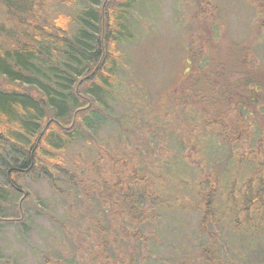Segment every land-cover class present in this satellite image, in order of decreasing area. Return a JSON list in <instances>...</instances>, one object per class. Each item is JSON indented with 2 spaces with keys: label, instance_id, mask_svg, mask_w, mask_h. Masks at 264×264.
Listing matches in <instances>:
<instances>
[{
  "label": "rangeland",
  "instance_id": "1",
  "mask_svg": "<svg viewBox=\"0 0 264 264\" xmlns=\"http://www.w3.org/2000/svg\"><path fill=\"white\" fill-rule=\"evenodd\" d=\"M258 3L255 7L245 0H143L138 5L136 21L130 25L134 41L122 48L127 66L118 72L120 92L115 102H108L126 131L119 132L117 124L98 123V136L114 153L133 150L144 164L150 157L160 162L156 165L174 169L172 180L179 188L168 198L173 207L162 206V214H143V227L116 216L110 224L111 215L98 213L97 220L96 214H89L94 208H106V203L93 201L91 206L71 196L52 195L44 179L19 178L18 189L0 185L6 192L0 200V224L7 225L0 226V264H56L62 256L71 264H203L202 247L214 249L219 259L214 264H232L237 252L229 251L232 230L225 216L233 198L227 190L234 181L237 189L256 175L264 160V108L238 106L252 86L250 81L242 95L241 86L239 91L231 87L242 73L264 77V1ZM65 7L59 4V10ZM48 14L51 18L56 11L48 7ZM10 21L15 20L5 21L6 30L17 26ZM6 44L0 35V48ZM234 47L236 53L244 51L240 59L232 52ZM224 79L233 88L229 98ZM16 86L20 87L0 80L1 89ZM174 94L193 99L177 103ZM190 163L201 188L212 176L223 188L213 200L216 221L205 231L190 194L194 180L184 170ZM125 232H139V237H127ZM108 242L115 244L113 249ZM254 260L250 261L262 264Z\"/></svg>",
  "mask_w": 264,
  "mask_h": 264
},
{
  "label": "trees",
  "instance_id": "2",
  "mask_svg": "<svg viewBox=\"0 0 264 264\" xmlns=\"http://www.w3.org/2000/svg\"><path fill=\"white\" fill-rule=\"evenodd\" d=\"M142 1L0 0V35L7 41L0 48V80L27 89L0 88L1 187L18 189L19 178L44 179L52 195L71 196L91 206L93 201H100L101 206L106 203V208H94L89 214H96L97 220L98 213L111 215L110 224L116 216L131 218L143 227V214H162V206L173 207L168 198L172 199L174 189L179 188L172 180L174 169L156 165L160 162L147 157L148 152L144 154L148 158L145 164L141 154H134L133 150L131 154L125 150L114 153L98 136V123L117 124L119 132L126 131L119 127L120 115L113 116L110 104L117 99L118 72L124 71L123 65L127 66L122 48L134 41L135 32L130 25L136 21L134 13ZM55 3L66 7L59 10ZM48 7L56 11L51 18L47 16ZM8 19L15 20L10 24L17 26L6 30L4 24ZM245 76L244 82H248L250 74ZM177 94V103L193 99L191 95L180 99ZM228 132L233 135V128L228 127ZM150 150L146 143V151ZM262 161L256 175L237 189L234 181L227 190L233 198L232 206H226L225 216L232 230L228 242L233 248L229 251L237 252L232 264H253L252 258L264 264ZM190 165L184 166V170L194 180L190 194L200 214V229L205 231L216 221L213 200L223 188L216 183V176L206 179V187L201 188L197 171ZM5 193L0 191V200ZM125 233L127 237H139V232ZM108 244L112 249L115 246ZM248 252L252 255L247 256ZM102 253L103 259H107L104 250ZM199 257L203 264L219 261L213 248L202 247ZM59 259L56 264H71L67 256Z\"/></svg>",
  "mask_w": 264,
  "mask_h": 264
},
{
  "label": "flooded vegetation",
  "instance_id": "3",
  "mask_svg": "<svg viewBox=\"0 0 264 264\" xmlns=\"http://www.w3.org/2000/svg\"><path fill=\"white\" fill-rule=\"evenodd\" d=\"M247 4L249 5H255V7L257 6V3L258 2H262L264 0H255L256 4H254V1L253 0H245ZM258 5H263L262 3H258ZM254 8L256 14H254L255 17H258V13L256 11V9ZM263 16V15H262ZM261 19V18H260ZM259 21L255 22L256 25L257 23H259ZM263 45V44H262ZM232 52L234 54H236V57L237 59H240L241 55L244 53L243 50H238V52L236 53V50L234 48H231ZM240 63V62H239ZM241 64V63H240ZM229 67V66H228ZM245 74H241L237 80H236V84H233L231 87H237V89L239 88V86H241L239 89L241 91H238L241 92V95L243 92H245V85L250 81L252 83V86H248V94L245 95L243 97V99L241 101L238 100V106H242V107H248V108H251V110L253 111H257V108H264V77H262L261 75L259 74H255V73H251L250 74V79L248 82H244L245 81ZM227 79H224V88H226V92H225V96H227L226 98H229L228 96L230 95V92L232 91L231 87L228 85V82L226 81ZM245 84V85H243ZM239 85V86H238ZM251 93H253V96H251Z\"/></svg>",
  "mask_w": 264,
  "mask_h": 264
},
{
  "label": "bare ground",
  "instance_id": "4",
  "mask_svg": "<svg viewBox=\"0 0 264 264\" xmlns=\"http://www.w3.org/2000/svg\"><path fill=\"white\" fill-rule=\"evenodd\" d=\"M80 72V71H79Z\"/></svg>",
  "mask_w": 264,
  "mask_h": 264
}]
</instances>
